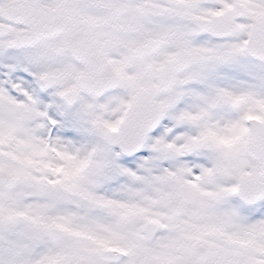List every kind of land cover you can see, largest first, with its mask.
Masks as SVG:
<instances>
[{"label": "snow or ice", "instance_id": "6c2138e0", "mask_svg": "<svg viewBox=\"0 0 264 264\" xmlns=\"http://www.w3.org/2000/svg\"><path fill=\"white\" fill-rule=\"evenodd\" d=\"M0 264H264V0H0Z\"/></svg>", "mask_w": 264, "mask_h": 264}]
</instances>
